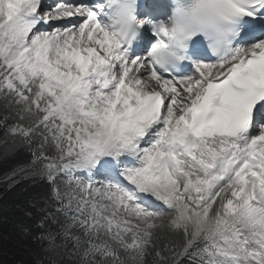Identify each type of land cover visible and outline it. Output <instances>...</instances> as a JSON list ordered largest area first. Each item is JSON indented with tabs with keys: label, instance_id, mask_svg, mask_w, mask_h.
I'll use <instances>...</instances> for the list:
<instances>
[{
	"label": "snow or ice",
	"instance_id": "snow-or-ice-1",
	"mask_svg": "<svg viewBox=\"0 0 264 264\" xmlns=\"http://www.w3.org/2000/svg\"><path fill=\"white\" fill-rule=\"evenodd\" d=\"M0 133L47 264H264V0H0Z\"/></svg>",
	"mask_w": 264,
	"mask_h": 264
},
{
	"label": "trees",
	"instance_id": "trees-1",
	"mask_svg": "<svg viewBox=\"0 0 264 264\" xmlns=\"http://www.w3.org/2000/svg\"><path fill=\"white\" fill-rule=\"evenodd\" d=\"M2 135V133H0ZM28 154L19 151L8 158H0V264H36L45 260L44 249L33 243V237L42 231L37 227L43 213L38 211L48 197L46 182L21 179L15 186L5 182V174L28 160ZM30 212L31 216L26 213ZM64 255L50 259L72 264Z\"/></svg>",
	"mask_w": 264,
	"mask_h": 264
},
{
	"label": "rangeland",
	"instance_id": "rangeland-1",
	"mask_svg": "<svg viewBox=\"0 0 264 264\" xmlns=\"http://www.w3.org/2000/svg\"><path fill=\"white\" fill-rule=\"evenodd\" d=\"M51 256H52V258L55 259V258H57L59 256V254L58 253H52ZM68 259H70V257ZM151 259H152L151 257L148 258L149 264H151Z\"/></svg>",
	"mask_w": 264,
	"mask_h": 264
}]
</instances>
